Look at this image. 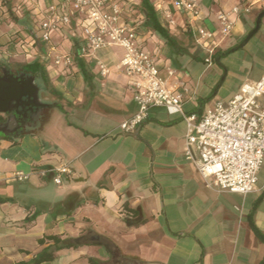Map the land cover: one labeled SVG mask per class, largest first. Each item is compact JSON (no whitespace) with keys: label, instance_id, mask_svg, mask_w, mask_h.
Segmentation results:
<instances>
[{"label":"crops","instance_id":"1","mask_svg":"<svg viewBox=\"0 0 264 264\" xmlns=\"http://www.w3.org/2000/svg\"><path fill=\"white\" fill-rule=\"evenodd\" d=\"M62 1L69 0H0V62L18 67L40 60L47 76L41 98L49 105L32 128L0 136V264H30L53 245L48 236L73 246L40 264H264V158L255 190L242 196L206 186L184 155L179 116L152 108L136 137L121 133L119 124L136 105L119 64L120 47L95 51L94 61L85 62L93 77L86 83L76 60L70 70L49 66L52 55L76 51L74 22L52 32L40 51L15 40L32 30L49 4ZM121 1L123 20L140 24L137 47L157 59L163 78L169 68L185 86L186 113L202 116L264 75V16L239 47L261 12H243L247 2L196 0V24L208 29L218 28L217 12L240 5L231 34L206 65L191 32L181 30L185 14H174L178 30L169 35L186 52L172 55L144 26L140 0ZM155 1L172 10V0ZM95 60L107 69L105 77ZM62 166L71 173L58 185L51 175H39ZM15 173L28 179L18 182Z\"/></svg>","mask_w":264,"mask_h":264},{"label":"built area","instance_id":"2","mask_svg":"<svg viewBox=\"0 0 264 264\" xmlns=\"http://www.w3.org/2000/svg\"><path fill=\"white\" fill-rule=\"evenodd\" d=\"M36 2L38 0H29ZM121 0H69L49 4L43 18L35 23L17 44H27L34 51L47 47L51 33L67 29L72 22L79 31L77 55L65 52L52 55L49 66L70 70L75 67L76 56L86 63L94 61L96 50L117 46L123 50L120 67L128 78L133 92L136 111L119 124L123 134L136 131L148 118L152 108H163L168 115H177L185 125L184 155L191 160L196 172L207 187L218 191L245 196L253 192L264 158V75L254 83L241 85L238 92L225 103L216 102L202 116L186 113L183 109L185 86L174 70L166 69L163 78L157 59L137 47L139 22L123 20ZM159 24L168 34H175L178 25L174 14L187 16L181 30L190 31L195 45L204 52V63L211 65L215 49L231 34L240 13V5L216 13L218 28L197 25L200 9L196 0H172V10L163 9L159 1L152 3ZM250 7L243 8L249 12ZM18 9L16 8L15 13ZM28 56V55H27ZM100 77L107 69L95 60ZM67 166L49 168L39 172L41 177L52 176L55 184L61 175H70ZM13 179L22 182L27 175L15 173Z\"/></svg>","mask_w":264,"mask_h":264},{"label":"water","instance_id":"3","mask_svg":"<svg viewBox=\"0 0 264 264\" xmlns=\"http://www.w3.org/2000/svg\"><path fill=\"white\" fill-rule=\"evenodd\" d=\"M263 16L264 11H261L256 17L254 28L240 43L239 47L243 46L258 31ZM45 90L43 81L32 74L23 71L13 73L6 69L2 70L0 74V115L18 116L17 108L22 105L27 106L29 111L34 109L39 112L41 109L47 108L49 105L41 98V94ZM10 124L11 119H8L0 126L2 137H6L4 132ZM125 135L136 137L138 130Z\"/></svg>","mask_w":264,"mask_h":264},{"label":"trees","instance_id":"4","mask_svg":"<svg viewBox=\"0 0 264 264\" xmlns=\"http://www.w3.org/2000/svg\"><path fill=\"white\" fill-rule=\"evenodd\" d=\"M139 10L144 14V26L155 36H157L160 40H162L172 51V55L180 56L184 54L186 51L180 44L171 37L166 30L159 24L157 19L156 13L154 11L153 5L151 0H140ZM15 18V17H14ZM77 55V51H75ZM76 64L83 75L84 80L86 83L92 82V75L85 67L84 60L78 58L76 56ZM174 66H176V62L174 60ZM18 69L22 70L23 72L32 74L38 78H40L44 84H47V76L44 70L43 64L40 60L35 59L32 62L18 65ZM4 121V117L0 115V122ZM46 240L52 241L53 245L42 255L36 257L30 264H40L41 262L49 261L53 258V252L56 250H61L63 248H69L73 245L66 243L65 241L61 240L59 237L56 236H48L45 237ZM44 240H40L39 243H43ZM113 256H117V253H113Z\"/></svg>","mask_w":264,"mask_h":264},{"label":"flooded vegetation","instance_id":"5","mask_svg":"<svg viewBox=\"0 0 264 264\" xmlns=\"http://www.w3.org/2000/svg\"><path fill=\"white\" fill-rule=\"evenodd\" d=\"M11 70V68L8 66L5 68L2 67V70ZM17 112H18V116H5L2 115L4 117V121L3 122H0V126H2L5 122H7L8 119H11V124L8 128H6L5 132H4V135L5 136H10V135H14L16 133H19V132H23L29 128H32L34 125H35V122L37 121L36 118H37V115H38V111L36 110H32V111H29L28 110V107L25 106V105H22V106H19L17 108ZM9 117V118H8ZM13 121V122H12ZM3 134V133H2ZM0 136L1 133H0Z\"/></svg>","mask_w":264,"mask_h":264},{"label":"rangeland","instance_id":"6","mask_svg":"<svg viewBox=\"0 0 264 264\" xmlns=\"http://www.w3.org/2000/svg\"><path fill=\"white\" fill-rule=\"evenodd\" d=\"M239 1L240 2L241 1L247 2L248 3L247 6L252 7L255 11H264V0H239ZM15 65H17L15 62L14 63H1L0 62V74H1V71H2V67L5 68V66L6 67L9 66L11 68V70H9V71H11L13 73L22 71V70L18 69V67H16ZM212 96H213V94L211 95V97Z\"/></svg>","mask_w":264,"mask_h":264}]
</instances>
